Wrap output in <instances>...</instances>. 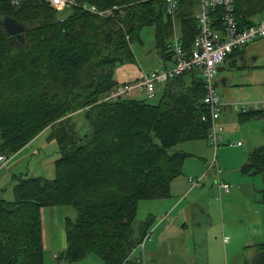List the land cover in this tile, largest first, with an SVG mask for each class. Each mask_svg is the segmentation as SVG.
Segmentation results:
<instances>
[{"label":"trees","instance_id":"1","mask_svg":"<svg viewBox=\"0 0 264 264\" xmlns=\"http://www.w3.org/2000/svg\"><path fill=\"white\" fill-rule=\"evenodd\" d=\"M76 1L116 10L109 19L74 8L56 20L38 0H0V156L18 153L44 131L58 154L53 179L13 176V200L0 197V264H43L40 209L52 206L69 207L73 216L64 222L59 258L75 263L93 254L100 264H138L129 254L150 221L134 227L137 204L168 196V183L180 175L187 156L172 149L205 140L209 128L196 71L165 83L155 104L102 101L119 84L115 67L134 62L130 44L140 43L142 28H153L154 47L164 51L171 19L162 0ZM195 3L180 0L174 15L184 50L196 34ZM232 5L239 28L264 18V0ZM6 17L23 26L21 39L7 36ZM212 19L218 25V11ZM75 111L86 128L82 135H73L70 121L62 120ZM253 118H264V110L237 115L239 122ZM239 170L264 181V146L252 150ZM249 249L252 256L243 264H264V236Z\"/></svg>","mask_w":264,"mask_h":264},{"label":"crops","instance_id":"2","mask_svg":"<svg viewBox=\"0 0 264 264\" xmlns=\"http://www.w3.org/2000/svg\"><path fill=\"white\" fill-rule=\"evenodd\" d=\"M196 3L193 13L197 9ZM173 21L177 22L179 37V22L174 18L170 21L168 39L173 34ZM155 50L158 60L156 65L152 66L154 58L150 60L152 64L147 66L134 58L131 64L115 67V82L125 83L137 78L140 73L168 67L171 63L165 47L163 52ZM234 59L242 60L241 54L230 59V62ZM217 84L223 86L224 79L217 76ZM162 88L157 89V95ZM253 119L261 121L259 134L263 141L264 118ZM217 124L221 127L220 121ZM222 142L225 140L220 139V146H224ZM255 148L235 142L229 149H221L220 152L216 149L213 153L205 140L178 143L173 150L187 156L180 166V175L168 183V196L162 200L141 201L137 204L136 210L142 205L145 212H149L145 219L150 221L147 227L150 234L142 249H139L140 252L138 249L133 252L132 260L142 257L141 262L137 261L138 264H243L249 247L260 243L264 236V202L261 199L264 181L259 175H244L239 170L247 155ZM213 155L220 171L219 179L231 186L226 194L216 189L214 175L205 171ZM187 177L200 178V186L189 187ZM12 187L13 184L11 193ZM4 200L10 202L9 197ZM163 214L172 219L170 224L156 223V218ZM65 220L61 206L40 209L43 264L62 261L59 254L65 249ZM259 237L261 239L258 242ZM252 239L258 243L252 244ZM136 253L138 256L133 259Z\"/></svg>","mask_w":264,"mask_h":264},{"label":"built area","instance_id":"3","mask_svg":"<svg viewBox=\"0 0 264 264\" xmlns=\"http://www.w3.org/2000/svg\"><path fill=\"white\" fill-rule=\"evenodd\" d=\"M48 6L55 13L56 20H63V12H70L74 8L80 9L89 15L100 18H112L115 7L99 10L93 5L78 3L76 0H38ZM180 0H162L164 14L172 20ZM19 0H11L17 5ZM219 12L218 25L212 19V12ZM196 34L191 42L189 50L182 48L181 41L177 35H171L167 40L165 50L168 53L170 65L160 69L149 70L140 73L131 81L119 83L102 98L103 102L130 99L134 94H143L147 100L155 98L158 88L165 83L176 79L191 71H196L201 78L203 95L200 100L201 106L206 112V120L209 128L205 141L209 144L213 153L220 145L219 135L221 127L217 124L222 104L216 93L217 73L222 64H225L228 56L234 50H241L254 41L264 42V18L246 28H239L233 14L232 0H197V9L193 13ZM264 110V103L258 105L249 103L247 106L235 105L233 111L239 114ZM203 120V119H202ZM264 126V121H263ZM9 159L0 156V167H4ZM205 171L212 173L215 177L214 185L217 190L226 194L231 186L222 182L218 175L220 173L216 166L214 155L206 164ZM189 187H199L200 178H186ZM172 219L163 214L156 218V223L164 222L170 224ZM150 231H147L133 248L129 257L136 249H142L148 239ZM142 257L136 260L141 262ZM138 263V262H137Z\"/></svg>","mask_w":264,"mask_h":264},{"label":"rangeland","instance_id":"4","mask_svg":"<svg viewBox=\"0 0 264 264\" xmlns=\"http://www.w3.org/2000/svg\"><path fill=\"white\" fill-rule=\"evenodd\" d=\"M197 5V3H196ZM70 12H63L61 16L66 18ZM120 14V13H118ZM114 16V15H112ZM176 18V17H174ZM173 18V19H174ZM262 16H256L252 19L253 22L261 20ZM173 35H178L177 22L173 21ZM152 27H144L139 32L140 43L130 44L132 49L133 59L141 61L143 66L151 65L150 60L154 58L152 66L157 63L154 49V35ZM169 41V39H168ZM167 42V41H166ZM242 60L234 59L232 62L227 61L218 69L217 76L219 79H224L225 84L222 86L216 84V93L222 104V109L219 114L218 121L221 123L222 132L220 139L222 145L218 146L217 150H226L235 142L243 143L246 146L259 147L264 143L259 131L260 119H251L246 122L239 123L237 121V113L233 110L235 105L247 106L249 103L258 105L264 103V42L254 41L244 47L241 51ZM147 71V70H146ZM187 81V78H185ZM187 83V82H185ZM160 90V88H158ZM158 92V91H157ZM130 100L144 101L145 103L155 104L158 100L156 97L147 100L142 94L134 95ZM62 120H67L71 126L73 135H82L86 133L84 122L81 118V112L75 111L63 117ZM257 131V134H255ZM47 132L44 131L37 135L30 142V145L25 146L21 151L14 155H10L8 163L4 167H0V196L4 199L9 197V201L13 200L11 193V179L13 176L26 175L27 177H37L40 179H53V162L57 159V147L54 141L47 140ZM230 145V146H229ZM175 149V147H174ZM173 150V149H172ZM217 151V154H219ZM220 152V151H219ZM4 188V189H3ZM2 191V192H1ZM10 194V196H8ZM139 206V205H138ZM65 217L72 219L71 209L63 207ZM145 207L142 205L135 212L134 227L137 222H142L146 218ZM264 234V232H263ZM254 239V238H253ZM252 239V244L258 242ZM138 252L140 250L138 249ZM138 256L136 253L133 257ZM252 256V250L246 252V259ZM100 263V260L93 254L87 255L83 259L75 263H67L64 260L58 261L56 264H94ZM55 264V263H53Z\"/></svg>","mask_w":264,"mask_h":264},{"label":"water","instance_id":"5","mask_svg":"<svg viewBox=\"0 0 264 264\" xmlns=\"http://www.w3.org/2000/svg\"><path fill=\"white\" fill-rule=\"evenodd\" d=\"M2 27L4 31L6 32L7 36L9 37L15 36L16 38L21 39L24 28L22 25L17 23L15 20L8 18V17L4 18L2 21Z\"/></svg>","mask_w":264,"mask_h":264},{"label":"bare ground","instance_id":"6","mask_svg":"<svg viewBox=\"0 0 264 264\" xmlns=\"http://www.w3.org/2000/svg\"><path fill=\"white\" fill-rule=\"evenodd\" d=\"M145 97V96H144Z\"/></svg>","mask_w":264,"mask_h":264}]
</instances>
